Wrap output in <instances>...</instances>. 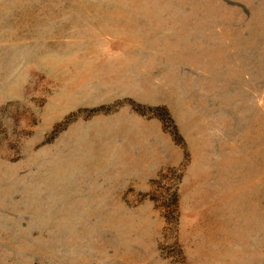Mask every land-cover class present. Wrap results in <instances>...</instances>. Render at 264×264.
Wrapping results in <instances>:
<instances>
[{
	"label": "rangeland",
	"instance_id": "1",
	"mask_svg": "<svg viewBox=\"0 0 264 264\" xmlns=\"http://www.w3.org/2000/svg\"><path fill=\"white\" fill-rule=\"evenodd\" d=\"M0 264H264V0H0Z\"/></svg>",
	"mask_w": 264,
	"mask_h": 264
}]
</instances>
